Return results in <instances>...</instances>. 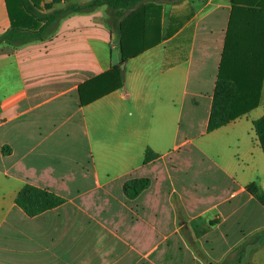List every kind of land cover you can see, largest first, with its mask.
<instances>
[{"label": "crops", "instance_id": "0c3cea01", "mask_svg": "<svg viewBox=\"0 0 264 264\" xmlns=\"http://www.w3.org/2000/svg\"><path fill=\"white\" fill-rule=\"evenodd\" d=\"M52 1L41 12L90 0L45 11ZM230 12L231 0L142 4L145 38L157 43L125 62L122 89L84 106L79 88L112 66L104 6L54 17L39 41L0 45V264H239L264 247V207L246 191L255 183L264 193V155L247 131L255 109L206 132ZM15 26L43 22L26 14ZM97 103L113 111L114 147L91 143ZM124 106L131 125L121 128ZM146 150L157 155L148 163ZM143 178L149 187L127 199L125 181ZM26 184L64 202L29 217L15 204Z\"/></svg>", "mask_w": 264, "mask_h": 264}, {"label": "trees", "instance_id": "16d2710c", "mask_svg": "<svg viewBox=\"0 0 264 264\" xmlns=\"http://www.w3.org/2000/svg\"><path fill=\"white\" fill-rule=\"evenodd\" d=\"M61 1L53 0L42 8L48 11L53 4ZM152 1L90 0L83 5L73 4L56 12L43 13L40 10L41 0H5L11 28L0 36V45L18 47L39 41L51 26L54 17L67 13H88L99 7H106L110 21L109 29L116 40L118 63L79 88L80 105L84 106L122 89L125 79L119 65L157 43V40L145 38L146 27L140 24L138 17L140 6ZM26 14L36 21L43 22L39 31L33 32L15 26ZM263 75L264 0H231V12L206 126L207 133L231 123L259 106ZM253 128L264 155V115L253 122ZM156 157L150 150H146L143 162L148 163ZM149 185L150 180L146 178L130 179L125 181L122 191L127 199H134ZM246 191L264 207V193L258 185L251 183L246 187ZM63 202L64 199L55 193L28 184L24 185L15 197V204L29 217L57 207Z\"/></svg>", "mask_w": 264, "mask_h": 264}, {"label": "rangeland", "instance_id": "374dc122", "mask_svg": "<svg viewBox=\"0 0 264 264\" xmlns=\"http://www.w3.org/2000/svg\"><path fill=\"white\" fill-rule=\"evenodd\" d=\"M45 1H50V0H45ZM106 8V7H105ZM107 10V9H106ZM7 10H6V4H5V0H0V36L6 32V30L9 27V19L7 16ZM96 22H98L100 20V16L101 19H103L104 17V13H100V11H98V13L96 14ZM103 25H105L107 28V23H104ZM116 48V40L113 36V38L111 39V41L109 42L108 46H107V52H112L115 51ZM163 49V47H161ZM153 62H152V67H153ZM166 66L165 61L163 60V58L160 59L159 63H158V67L160 70L163 69V67ZM154 68V67H153ZM148 71L151 72V70L148 68ZM212 72V71H211ZM124 74H126V76H128L129 74L124 72ZM204 91L205 93H209L212 89V85H213V78L211 76L210 73V69H207L204 71ZM194 77V76H193ZM191 77V80L192 78ZM165 78L164 76L158 77L156 78L154 81L156 84H160V82H162V79ZM191 84V82L189 83ZM190 86V85H189ZM191 87V86H190ZM99 103H97L96 105L92 106V114L90 116L87 115V119H88V125H89V134H90V139H91V143L93 146H95L96 142H100V143H105L108 145V147H114V145L116 144V140H117V130H118V126H114L111 123L110 120V116L113 113L112 109L110 107H106L105 109H100L99 108ZM202 109V108H201ZM188 112L187 106H185L184 110H181V112ZM196 111L198 113H200L199 107L196 109ZM128 112V106H124L123 110H122V123H121V128H126L128 126L131 125V121L128 120L129 118L126 116ZM100 113L107 115L106 122L105 124H102V122L100 121L99 115ZM113 115V114H112ZM135 117L138 119L137 115V111H135ZM264 115V89L262 91V95L260 97V104L258 106L257 109H255L251 114L250 117L251 119H257L261 116ZM198 120H199V116H198ZM137 122L135 121L134 124H136ZM119 131V130H118ZM247 131L249 132L250 136H251V142L253 144H255V133H254V129L251 126V129L247 128ZM141 161V160H139ZM246 235V234H244ZM254 236L251 235L247 238V240ZM241 263L239 264H264V247L262 249L256 250L255 247H249L246 249L245 253L243 254V257L240 259Z\"/></svg>", "mask_w": 264, "mask_h": 264}, {"label": "water", "instance_id": "95a60500", "mask_svg": "<svg viewBox=\"0 0 264 264\" xmlns=\"http://www.w3.org/2000/svg\"><path fill=\"white\" fill-rule=\"evenodd\" d=\"M118 61H117V55H116V51H112L111 52V65L115 66L117 65ZM125 68V63H122L119 65V70L123 71Z\"/></svg>", "mask_w": 264, "mask_h": 264}]
</instances>
